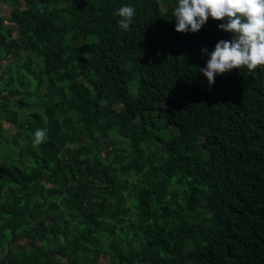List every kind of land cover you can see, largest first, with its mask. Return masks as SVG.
<instances>
[{
	"label": "trees",
	"instance_id": "obj_1",
	"mask_svg": "<svg viewBox=\"0 0 264 264\" xmlns=\"http://www.w3.org/2000/svg\"><path fill=\"white\" fill-rule=\"evenodd\" d=\"M3 1L0 264H264V66L209 88L178 0Z\"/></svg>",
	"mask_w": 264,
	"mask_h": 264
},
{
	"label": "clouds",
	"instance_id": "obj_2",
	"mask_svg": "<svg viewBox=\"0 0 264 264\" xmlns=\"http://www.w3.org/2000/svg\"><path fill=\"white\" fill-rule=\"evenodd\" d=\"M114 15L119 17V28L126 32L130 30L136 9L124 5ZM172 15L175 31L180 34L198 33L209 18L220 22L219 30L231 34L230 40H219L210 54L207 48L201 50L209 56L206 66L199 69L209 88L217 76L244 67L251 72L264 66V0H178ZM46 135L45 129H37L33 147L43 143Z\"/></svg>",
	"mask_w": 264,
	"mask_h": 264
},
{
	"label": "rangeland",
	"instance_id": "obj_3",
	"mask_svg": "<svg viewBox=\"0 0 264 264\" xmlns=\"http://www.w3.org/2000/svg\"><path fill=\"white\" fill-rule=\"evenodd\" d=\"M11 10H12V7L10 5H7L3 0H0V16H3L5 17L6 20H8L10 18ZM6 26H13L15 29V34L19 31V27L17 25L6 22L5 27ZM22 54L23 53H20L19 55H22ZM8 64L11 65L12 72H15L16 70H18L20 66V61L18 58H14L9 55H6L5 58H3L2 61H0V85L5 81L4 71ZM2 96H5V94H3ZM9 110H11V105L9 107ZM9 110H4V112L8 113ZM33 110H35V107ZM14 111L19 112L17 109H14ZM23 118H24V115L21 113H18V120H22ZM3 128H4L3 138L5 139L9 138L10 136L14 134V129L10 125L4 123ZM117 155L120 156V154H117ZM22 245H24V243H22ZM34 248L38 249L39 245L35 246ZM58 262L59 264H65V261L63 260H58Z\"/></svg>",
	"mask_w": 264,
	"mask_h": 264
}]
</instances>
